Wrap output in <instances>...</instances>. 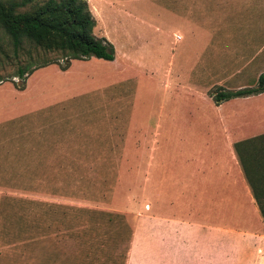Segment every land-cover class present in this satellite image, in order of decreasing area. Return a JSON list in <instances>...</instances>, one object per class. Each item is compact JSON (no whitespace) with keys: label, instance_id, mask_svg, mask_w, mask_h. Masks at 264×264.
I'll return each mask as SVG.
<instances>
[{"label":"rangeland","instance_id":"1","mask_svg":"<svg viewBox=\"0 0 264 264\" xmlns=\"http://www.w3.org/2000/svg\"><path fill=\"white\" fill-rule=\"evenodd\" d=\"M113 1L124 11L97 12L86 0L94 34L113 39L117 62L125 63L119 88L115 80L104 82L103 74L113 72L104 60L70 59L63 66L67 60L59 52L43 51L26 40L15 53L0 28V88L24 90L28 76L47 66L67 71L73 63V72L80 74L68 88L61 76L60 90L50 88L42 97L41 84L36 85L30 105L12 106L7 95L0 99L5 106L0 110V264H124L138 214L164 203L163 190L173 186L176 196L166 203L196 211L200 198L194 183H185L187 178L164 183L162 146L186 139L161 129L160 116L163 122L165 107L171 106L164 75L170 67L177 77L172 79L173 111L180 100L188 101L190 111L191 100H197L205 111L217 110L211 92L253 83L264 69V23L228 22V0H187L203 5L198 10L189 5L188 11L184 0L174 1L175 7L166 0ZM233 1L242 10L237 16L264 22V0ZM186 66L187 77L180 81ZM19 67H37L24 76L21 87ZM222 103L220 111L230 110L231 104ZM226 219L254 224L252 217L246 222L238 216ZM248 238L253 236L236 235Z\"/></svg>","mask_w":264,"mask_h":264},{"label":"crops","instance_id":"2","mask_svg":"<svg viewBox=\"0 0 264 264\" xmlns=\"http://www.w3.org/2000/svg\"><path fill=\"white\" fill-rule=\"evenodd\" d=\"M89 1L95 4L97 12L102 9H109L114 13L116 12L115 9L124 11V8L112 0ZM166 1L171 2V5L175 7L174 1L178 0ZM184 1L187 11L189 5L190 8L195 7L196 10L200 6L203 8L201 2L195 1L193 4H189L187 0ZM108 2L111 4L110 7L107 5ZM233 3V0H228V4L225 6L226 9L228 6L227 11L230 14L227 17L231 18L228 22L264 23L263 21H245L242 15L237 16V13L242 10L241 7L236 10V2ZM231 5L235 7L232 8ZM180 6L181 1L179 8ZM176 9L173 8L172 13L178 16ZM132 11L127 10V13L131 14V17H136ZM257 12L260 11H255V13ZM186 15H188L187 12ZM199 22L197 21L196 24ZM185 27L187 28L186 24ZM155 30L161 34L163 32L161 28L156 27ZM200 35L199 33L196 36L200 37ZM105 38L109 42L113 41L109 37ZM113 46L115 48V43ZM263 49L264 46L261 50ZM104 61L106 66L108 64V68L115 73L103 74L104 82L109 78L110 81L115 80L116 88L122 87L125 63L117 62V49L115 48L113 60ZM134 66L138 67V65ZM70 67L71 69L67 71H61L54 66L37 69L28 76L24 90L18 91L12 86L0 88V99H4L7 95L11 96L12 106H17L22 102H28L30 105L35 103V100H32V88L41 84L38 97L50 94L48 92L52 90H60L58 78L61 76L67 78L66 83H64L67 88L69 85H76L80 74L73 72V63ZM172 72L173 70L169 67L164 75V82L167 85L165 86L167 87L166 91L168 90L169 94L168 105L171 106L165 107L164 121H161L160 116L159 122L161 129L167 130L169 135L186 137V139L184 138L186 144L184 145V139H182L175 145L164 144L162 146L161 150L164 153L163 169L166 176L164 183L174 184L181 182L179 179L187 178V181L184 182L196 185L197 190H199L197 196L200 201H197L195 205L196 211H188L187 205L183 203H179V205L172 202L166 203L169 198L171 201L175 200L173 198L175 193L171 190L173 186L170 191L169 189L163 190L161 193L163 197L159 196L165 201L164 203L149 205L147 211L138 214L124 264H264V220L260 216L247 177L234 150L235 142L264 134V92L224 101L231 104L228 111H220L223 103L214 106L217 110L204 111L203 108L198 107L197 100H191L193 102L191 111L189 107L186 108L188 101L182 100L179 101V106L173 111L172 79L177 77L174 76L175 78H173ZM186 72L187 66L185 75L183 76L181 73V76H178L180 81L187 77ZM260 73H264V69L260 70L258 75ZM31 75H33L32 83L29 79ZM98 76L100 77L101 74ZM98 76L96 75V77ZM155 77L156 75H154V79ZM255 81L231 89L252 86ZM53 99L55 98L53 97ZM117 103H119L117 107L119 106L121 112V99ZM180 106L182 109H186L180 111L181 108H178ZM2 109H5L3 103L0 104V110ZM13 111H18V108L15 107ZM116 115L115 120L118 113ZM250 118H259L260 122L249 125L243 122ZM115 126L118 127L117 121ZM143 126L144 124L139 127ZM19 134L15 136L19 137ZM173 173L177 175H173ZM176 193L178 192L176 191ZM174 197L176 198V196ZM226 216H238L245 222L249 217H252L254 224L236 225L230 223L232 218L228 220ZM239 234L248 237L253 236V238L236 239V235Z\"/></svg>","mask_w":264,"mask_h":264},{"label":"trees","instance_id":"3","mask_svg":"<svg viewBox=\"0 0 264 264\" xmlns=\"http://www.w3.org/2000/svg\"><path fill=\"white\" fill-rule=\"evenodd\" d=\"M94 27L95 19L86 0H0V28L9 36L15 53L26 40L43 51L59 52L67 60L63 66H68L70 59L113 60V44L105 37L96 36ZM46 64L47 61L42 65ZM37 67L18 68L16 76L23 80L19 87L24 85V76ZM262 92L264 73L258 75L252 86L220 88L211 92V96L218 105L232 98ZM234 150L264 220V134L235 142Z\"/></svg>","mask_w":264,"mask_h":264}]
</instances>
